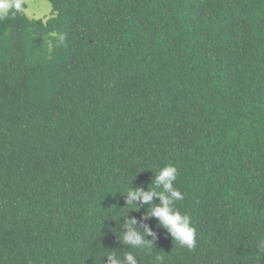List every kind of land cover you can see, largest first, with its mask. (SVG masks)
I'll return each instance as SVG.
<instances>
[{
    "label": "trees",
    "instance_id": "1",
    "mask_svg": "<svg viewBox=\"0 0 264 264\" xmlns=\"http://www.w3.org/2000/svg\"><path fill=\"white\" fill-rule=\"evenodd\" d=\"M48 1L0 15V264H264V0ZM167 164L193 249L126 205Z\"/></svg>",
    "mask_w": 264,
    "mask_h": 264
},
{
    "label": "clouds",
    "instance_id": "2",
    "mask_svg": "<svg viewBox=\"0 0 264 264\" xmlns=\"http://www.w3.org/2000/svg\"><path fill=\"white\" fill-rule=\"evenodd\" d=\"M20 10V5H11L7 2L0 3V15L7 14L10 7ZM63 40V37H60ZM178 170L172 164L162 167L155 177L156 188L144 190L142 188L131 189L126 193V205L132 206L130 209H138L141 203L149 204L147 218L155 217L160 225H162L171 237L176 240L182 247L193 249L197 243V230L192 223V219L188 214L182 213L177 207L176 202L184 198L183 193L175 187ZM162 187V191H157ZM154 197L158 198L159 203H152ZM125 227L127 231L122 235V241L132 248H151L152 242L145 239V236L153 235L152 229L146 227L145 231H140L137 227L135 218L126 220ZM107 264H137V258L132 252L124 254L123 258L115 254L106 255ZM157 260L162 257L157 256Z\"/></svg>",
    "mask_w": 264,
    "mask_h": 264
},
{
    "label": "rangeland",
    "instance_id": "3",
    "mask_svg": "<svg viewBox=\"0 0 264 264\" xmlns=\"http://www.w3.org/2000/svg\"><path fill=\"white\" fill-rule=\"evenodd\" d=\"M22 4L29 17L46 19L51 14V5L48 0H7L1 3Z\"/></svg>",
    "mask_w": 264,
    "mask_h": 264
}]
</instances>
